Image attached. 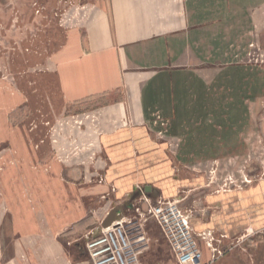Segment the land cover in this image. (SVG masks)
<instances>
[{
    "label": "crops",
    "instance_id": "crops-1",
    "mask_svg": "<svg viewBox=\"0 0 264 264\" xmlns=\"http://www.w3.org/2000/svg\"><path fill=\"white\" fill-rule=\"evenodd\" d=\"M85 1L83 25L58 52L54 71L66 106L93 105L87 112L96 126L85 133L95 142L89 163L101 168L105 183L86 193L129 198L149 183L153 196L176 197L173 163L149 139L147 122L155 112L208 119L216 106L225 116V100L211 92L226 82L214 77L258 38L264 0ZM182 129L202 141L217 136L218 142L193 150L227 140L220 127ZM24 163L0 176V264H85L87 257L67 248L97 229L79 200L80 188L70 186L78 176L61 164L49 174L45 165L36 170ZM207 199L213 212L207 219L191 216L193 231L199 237L215 230L227 240L216 259L200 242V264H264V181Z\"/></svg>",
    "mask_w": 264,
    "mask_h": 264
},
{
    "label": "rangeland",
    "instance_id": "rangeland-1",
    "mask_svg": "<svg viewBox=\"0 0 264 264\" xmlns=\"http://www.w3.org/2000/svg\"><path fill=\"white\" fill-rule=\"evenodd\" d=\"M88 9L85 0H0V176L22 162L36 170L45 165L49 174H57L61 164L78 176L70 186L80 188L79 200L97 228L113 210L131 221L130 236L142 239L136 248L140 264H178L155 218L146 214L150 207L175 204L181 217L190 214L186 227L197 241L200 255L203 242L216 259L218 252L223 254L227 236L208 229L197 237L190 219L198 215L207 219L213 212L207 196L246 190L264 181V24H259L258 38L248 42L238 62L214 77L226 82L224 88L211 92L225 100L221 103L223 118L216 106L208 119L180 111L174 118L155 112L148 120L149 139L161 144L173 163L176 197L159 192L153 196L152 184L147 183L129 198H113L104 192L86 193L105 183L101 168L89 163L95 142L85 133L96 126L87 112L93 105L66 106L55 80L58 52L83 25ZM192 127H220L227 140L221 139L222 147L210 144L204 150H193L196 144L202 147V142L218 139L205 141V135L202 141L201 135L182 129ZM80 132L84 134L75 135ZM85 239L68 250L86 258ZM200 262L201 256L195 264Z\"/></svg>",
    "mask_w": 264,
    "mask_h": 264
},
{
    "label": "built area",
    "instance_id": "built-area-1",
    "mask_svg": "<svg viewBox=\"0 0 264 264\" xmlns=\"http://www.w3.org/2000/svg\"><path fill=\"white\" fill-rule=\"evenodd\" d=\"M139 210L137 209L136 212L142 216ZM177 210L175 204H168L164 207H150L146 214L155 218L175 254L176 262L195 264L201 255L197 241L186 227L190 214L183 218ZM125 219L121 212L116 211V218L110 226L99 227L100 231L95 236H92V233L86 236L85 264H140L136 248L142 239L134 240L130 236L129 228L132 224ZM141 223H143L142 218ZM218 254L221 255L220 252Z\"/></svg>",
    "mask_w": 264,
    "mask_h": 264
},
{
    "label": "water",
    "instance_id": "water-1",
    "mask_svg": "<svg viewBox=\"0 0 264 264\" xmlns=\"http://www.w3.org/2000/svg\"><path fill=\"white\" fill-rule=\"evenodd\" d=\"M116 211H117V210H116ZM116 211L113 210V211H111V212L108 214V216H107V217L105 218V220L102 222V224H101V228H106V227L110 226V225L113 223V221H114L115 218H116ZM99 231H100V228H97L96 231H95L94 233H92L91 235H92V236H95L96 234L99 233Z\"/></svg>",
    "mask_w": 264,
    "mask_h": 264
}]
</instances>
